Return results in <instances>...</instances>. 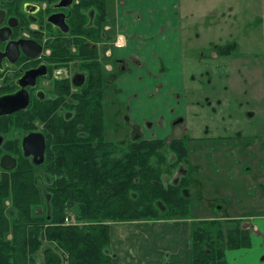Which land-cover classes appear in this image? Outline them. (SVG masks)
<instances>
[{
    "label": "trees",
    "instance_id": "1",
    "mask_svg": "<svg viewBox=\"0 0 264 264\" xmlns=\"http://www.w3.org/2000/svg\"><path fill=\"white\" fill-rule=\"evenodd\" d=\"M81 4L82 11L88 10L84 36L93 39L96 35L89 33V27L97 8H101L100 30L108 23L106 0H81ZM234 46L226 44L217 50L229 54ZM79 52L91 58L84 45ZM97 81L98 77L89 78L87 85ZM72 125L66 141L47 145L46 192L38 190L27 170L15 169L10 177L0 179V264H46L47 251L56 253L60 264H112L111 223L189 219L184 183L162 180L185 154L179 141L166 147L161 141L144 139L127 145L108 142L103 138L101 104L76 105ZM22 176L27 182L19 183ZM9 194L12 207L6 216L2 204ZM42 201L46 213L34 214L33 208ZM68 208H73L80 225L63 224ZM225 221L232 226L218 218H191V264H228L225 249L248 246L245 221ZM9 231L11 238H7Z\"/></svg>",
    "mask_w": 264,
    "mask_h": 264
},
{
    "label": "flooded vegetation",
    "instance_id": "2",
    "mask_svg": "<svg viewBox=\"0 0 264 264\" xmlns=\"http://www.w3.org/2000/svg\"><path fill=\"white\" fill-rule=\"evenodd\" d=\"M81 5V0H0V179L18 167L21 154L34 166H43L50 149L47 148L49 141L52 145H61L72 131L75 106L101 104L106 141L127 145L144 139L161 141L166 147L177 140L183 145L185 154L175 169L177 176L172 172L163 175L162 180L164 183H184L182 190L185 195L189 194L188 187L196 180L195 169L200 173V168L204 167L207 173L213 174L216 163L214 136L222 128L223 121L218 124L212 119L208 125L211 130L203 137L193 133V128V131L183 129L184 114L195 107L189 99H177L176 104L169 106L168 113L133 121L131 105L117 100L120 89L115 82L127 72V61L132 62V59L119 56L120 49L127 46L126 36L115 26L112 9L108 23L101 31V8H97L93 13L94 22L89 27V33L96 36L93 39L85 37L88 10L82 11ZM84 17L86 20L82 23ZM118 35L124 36L122 47L114 44ZM81 45L90 49L91 58L79 52ZM96 77L97 83L87 85L89 78ZM25 100L24 108L8 112L10 107H18ZM87 119V116L83 117L84 121ZM109 123L113 125L112 130H109ZM254 131L246 125L241 140L250 142L246 146H253L255 153L260 150L262 133L255 134ZM31 133L42 136V154L24 155L23 139ZM192 133L195 136L191 137ZM62 135L64 138L60 139ZM195 142L196 147H193ZM238 147L243 149L245 145L241 143ZM32 150L39 152L37 147ZM197 152H203L207 167L194 164L192 158ZM9 159L13 166L4 169L2 166L8 167ZM210 173L207 177H211ZM253 181L256 184L255 179ZM35 212H38L36 207L33 208Z\"/></svg>",
    "mask_w": 264,
    "mask_h": 264
},
{
    "label": "crops",
    "instance_id": "3",
    "mask_svg": "<svg viewBox=\"0 0 264 264\" xmlns=\"http://www.w3.org/2000/svg\"><path fill=\"white\" fill-rule=\"evenodd\" d=\"M226 5L210 7L208 16L198 19L189 8L181 6L179 0H114L111 17L127 39V46L120 49L119 56L132 59V62L127 61L129 75L126 76H133V81L126 92L136 95L127 103L131 105L130 118L133 121L168 113L169 106L176 104L177 99H185L184 59L191 41L189 36L193 34L188 29L189 22L200 21L209 31L214 30V36L206 41L211 47L214 45L215 49H210L212 56L226 55L231 60L230 55L238 59L236 78L239 80L227 81L223 90L233 92L238 85L234 101L238 105L241 95L244 102L254 101V107L247 110L244 117L234 120V126L240 131L236 137L230 136L219 144L222 140L216 131V163L212 171L214 177L219 173L231 176L226 178L225 184L235 192L231 203L233 212L223 219L243 220L249 229L248 246L225 249L226 262L264 264V144L259 141L260 150L254 153L253 146H246L250 142L241 140L244 138V123L259 118L264 124V0H258L252 20L245 16L236 18L232 5H241L239 0H230ZM221 27L228 29L227 32L221 34ZM226 44L235 45L232 52H218L217 48ZM199 55L204 54L200 51ZM120 77L115 81L117 85L122 79ZM157 83L162 89L153 94ZM169 90L176 91L178 95L169 96ZM215 103L219 107L229 106L227 96L216 98ZM241 143L245 145L243 149L238 147ZM250 174L256 184L248 182ZM243 197L244 200L240 199ZM240 201H244V209L233 205ZM189 220L111 223L109 249L113 254L112 264H191Z\"/></svg>",
    "mask_w": 264,
    "mask_h": 264
},
{
    "label": "rangeland",
    "instance_id": "4",
    "mask_svg": "<svg viewBox=\"0 0 264 264\" xmlns=\"http://www.w3.org/2000/svg\"><path fill=\"white\" fill-rule=\"evenodd\" d=\"M230 0H179V4L181 6H185L186 8H189L198 19H202L204 17L208 16V10L213 8L214 6H227L226 4ZM258 0H239V4L241 5H232L233 6V12L236 15V18H239L240 16H245V18H248L249 20H252L251 17L254 13V10H256ZM114 4V0H106L107 9L109 12L110 17V11L112 9V5ZM188 29L191 34L189 36L190 43L186 47L185 52V68H184V100H188L192 103H194L195 107L190 108V112H186L184 114V118L186 119L185 124L182 126L183 129L189 130L191 129L197 136L203 137L204 135L208 134L210 132V127L208 126L212 119H215L218 124H220L223 121V126L220 129V131H217L218 135L221 137V140L219 144H223L224 140H226L230 136H236L239 134V127H235V119L240 118L241 116L244 117L247 110L254 107V101L251 103H247L242 101V96H239L240 102L237 105V103L234 101L235 94L234 91L236 90V87H239L238 85L234 88L233 92L231 90H223V85L227 84V81L234 82L239 80V78H236V75H238V66L239 61L238 59H235L231 57L230 55L228 57L231 58L228 59L226 55H216L212 56V51L210 49H213L209 43H206V41L214 36V30L209 31L205 25L200 23V21L195 22H189ZM228 30V29H227ZM227 30L224 29V27L220 28V33L223 34L227 32ZM189 33V31H188ZM198 33V34H197ZM193 35V36H192ZM196 40V41H193ZM206 43V45H205ZM223 46V45H221ZM203 53L204 55H199V53ZM200 56V63L197 61L199 60ZM113 63V58L110 59ZM244 68L249 69L247 66L243 65ZM105 73V72H104ZM107 74V73H106ZM129 75L128 72H123L120 76L122 77L120 84L117 85L120 89V92L117 96V100H122L125 103H128L130 98L134 99L136 98V95L128 94L126 91L128 89L129 84H131L132 77L133 76H126ZM193 77L192 79L190 77ZM120 77V78H121ZM153 81V80H152ZM211 81V83H210ZM238 82V81H237ZM162 86L157 83V88L154 89L152 92L153 94L157 92V90H161ZM192 91L195 92L194 95H192ZM178 95L176 91L169 90L168 95ZM152 95V94H151ZM150 95V96H151ZM192 96L194 98H192ZM227 96V99L229 100V106L223 107V106H217L214 104V101L216 98H224ZM106 97V96H105ZM241 104V105H240ZM105 105V102H104ZM105 107V106H104ZM259 108H262L261 105L258 106ZM222 110V111H221ZM216 112V113H215ZM121 118V115L119 116ZM212 117V118H210ZM117 121V120H116ZM233 122V123H232ZM245 126L242 129L244 131L246 125H248L250 128L255 129V134H261L260 142L264 144V124L260 122L259 118H256L254 120H249L246 123H244ZM109 130H112L113 125L109 123ZM224 126L228 128H224ZM193 128V129H192ZM107 133V131H105ZM191 134L192 136H195V134ZM197 142V141H196ZM196 142L193 143V147H196ZM191 144V142L189 143ZM216 145V143H215ZM199 149V141L197 145ZM193 162L194 164L203 165L207 167V163L204 164V154L197 152V154H193ZM236 161L234 157L231 158ZM222 165L225 164V161H221ZM231 161H229L228 164H230ZM177 167V166H176ZM176 167L172 171L175 176H177V173L175 171ZM15 169L23 172V171H29L30 174V180L33 182V184H36L38 186V190L44 191V188L42 187V184H46L45 182V166H34L32 163L27 162L24 158V156L21 154V160L19 161L18 167ZM14 169V171H15ZM200 173L197 172L194 177L196 178L193 185H190L188 187V193L189 197L188 206H189V213L187 218L191 220V218H207V217H220L218 219L222 218L223 224H228V226H232L231 223L228 221H225L223 219L225 216H228V214H231L233 212L231 203L233 199H235V192L231 188V186L226 185V178L231 177L227 176L225 173H219L216 177L210 172L209 175L211 177H207L208 173L204 170V167L200 168ZM13 172V171H12ZM12 172L8 175L11 176ZM24 174V173H23ZM200 177V180H199ZM10 179V178H9ZM238 179V178H237ZM19 183H25L27 182L25 180V176H22L18 178ZM209 180L211 182H209ZM234 180V178H232ZM232 180L228 179V181L232 184ZM253 182L251 174L248 176V182ZM9 184L12 182V179H10ZM47 187V186H46ZM43 196V193H40ZM245 197L240 198L244 200ZM247 201V200H245ZM233 205H236L237 207H243L244 209V201L240 202H234ZM12 207V197L9 194L8 197L4 198L3 204H2V212L4 215L7 216L8 210ZM37 211L36 214H44L46 213V206L43 201L36 206ZM66 212L74 213L73 208H68ZM74 215V214H73ZM75 217V216H74ZM189 220V222H190ZM78 221V220H77ZM80 225L82 222L78 221ZM8 234L11 235V231L8 232ZM7 234V236H8ZM43 258V256H42Z\"/></svg>",
    "mask_w": 264,
    "mask_h": 264
},
{
    "label": "water",
    "instance_id": "5",
    "mask_svg": "<svg viewBox=\"0 0 264 264\" xmlns=\"http://www.w3.org/2000/svg\"><path fill=\"white\" fill-rule=\"evenodd\" d=\"M81 83V82H80ZM80 83H76V84H80ZM2 103L4 104L5 102L2 101ZM26 106V100L24 101L23 104H21L18 107H10L8 109V112H12L14 110H16L17 108H24ZM23 150H24V155H30L32 152L34 155H39L43 153V139L42 136L38 133H31L28 136H26L23 139ZM35 147H37L39 149V152H34L32 149H34ZM9 166L7 167L6 165H3L2 167L4 169H10L13 166V161L12 159H9ZM44 259L46 261V264H60V259L59 257L56 255V253L52 252V251H47L44 253Z\"/></svg>",
    "mask_w": 264,
    "mask_h": 264
},
{
    "label": "built area",
    "instance_id": "6",
    "mask_svg": "<svg viewBox=\"0 0 264 264\" xmlns=\"http://www.w3.org/2000/svg\"><path fill=\"white\" fill-rule=\"evenodd\" d=\"M107 28V27H106ZM114 44L118 47H122L125 45V39L123 35H118ZM64 225H78L79 222L75 219L74 215L71 212H67L63 219ZM8 238L11 237L10 234L7 236Z\"/></svg>",
    "mask_w": 264,
    "mask_h": 264
}]
</instances>
